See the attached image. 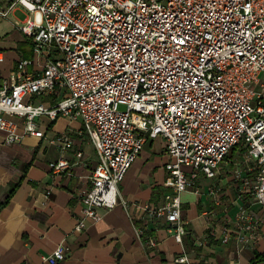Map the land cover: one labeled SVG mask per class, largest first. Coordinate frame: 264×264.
<instances>
[{
  "label": "built area",
  "instance_id": "1",
  "mask_svg": "<svg viewBox=\"0 0 264 264\" xmlns=\"http://www.w3.org/2000/svg\"><path fill=\"white\" fill-rule=\"evenodd\" d=\"M16 9L26 14L15 24L31 38L33 56L0 81V131L15 144L43 137L44 116L82 120L98 161L78 193L84 218L77 231L119 203L118 185L147 140L158 137L172 158L170 188L138 211L170 222L178 242L186 234L181 194H201L199 175L216 178L233 149V177L264 209V0H0V17ZM5 59L0 51V65ZM50 166L59 173L69 162ZM220 190L208 194L217 198ZM263 222L242 204L221 236L217 229L211 235L250 246ZM137 232L156 245L146 229ZM67 252L59 244L43 259L58 264ZM174 262L202 264L186 252Z\"/></svg>",
  "mask_w": 264,
  "mask_h": 264
},
{
  "label": "crops",
  "instance_id": "2",
  "mask_svg": "<svg viewBox=\"0 0 264 264\" xmlns=\"http://www.w3.org/2000/svg\"><path fill=\"white\" fill-rule=\"evenodd\" d=\"M18 12L26 17L21 9L0 17L4 22L0 39H6L10 49L8 54L0 48L6 57L0 66V81L9 76L19 59L33 56L30 37L15 24ZM47 101L53 103V96ZM40 122L44 136H26L20 143L7 144L6 133L0 131V264H50L43 257L59 244L68 252L58 264H175L174 258L183 252L192 262L202 264H251L256 254L261 255L258 264H264V222L260 236L250 246L235 239L223 243L211 235L217 229L220 237L225 220L233 223L242 204L250 206L257 217L264 215L261 205L243 194L232 175L234 161L239 158L237 150L228 155L216 178L199 175L201 194H181L186 230L182 243L169 233L170 222L151 221L138 211V206L157 204L170 188L166 164L171 159L165 142L153 149L155 139L147 140L144 147L149 144V152L141 153L118 185L119 203L110 210L101 209L103 217L97 223L84 219L85 227L77 231L78 221L84 218L78 193L90 183L97 150L79 118L60 116L52 121L44 116ZM19 129L22 131V125ZM78 152L83 153L82 158ZM155 152L160 156L150 161ZM60 159H66L69 167L52 172L50 163ZM215 185L221 189L217 198L208 194ZM138 227L152 231L155 246L145 244Z\"/></svg>",
  "mask_w": 264,
  "mask_h": 264
},
{
  "label": "rangeland",
  "instance_id": "3",
  "mask_svg": "<svg viewBox=\"0 0 264 264\" xmlns=\"http://www.w3.org/2000/svg\"><path fill=\"white\" fill-rule=\"evenodd\" d=\"M20 19H23L24 17H25V15H23L22 13H20V12H18L17 14H16ZM2 24H4V22L3 21H0V32H4L3 31V25ZM0 48H5V51H6V53H10V49H9V47L7 46V43H6V39H0ZM1 66V65H0ZM47 99L48 100H50V97H47ZM39 100H41V99H39ZM45 100H46V98H45ZM164 140H163V138L162 137H158L157 139H155V143H154V147H153V149L155 148H157V147H159V148H161V146H162V144H164ZM149 150H150V145L149 144H147V146H145V147H143V150L140 152V154L138 155V157L137 158H139L140 157V155H141V153H147V152H149ZM156 156H160L159 154H157L156 152L154 153V154H152V158H150V161H153L154 159H155V157ZM172 160V158H170L169 157V160ZM137 160V159H136ZM135 160V161H136ZM170 160V161H171ZM135 163V162H134ZM133 163V164H134ZM201 175V174H200Z\"/></svg>",
  "mask_w": 264,
  "mask_h": 264
},
{
  "label": "trees",
  "instance_id": "4",
  "mask_svg": "<svg viewBox=\"0 0 264 264\" xmlns=\"http://www.w3.org/2000/svg\"><path fill=\"white\" fill-rule=\"evenodd\" d=\"M30 41H31V43H32L31 38H30ZM31 55H32V54L27 55V57H31ZM234 151H235V149H233V150L231 151L230 155L233 154ZM13 192H14V188L11 190L10 195H11ZM148 234H152V231H149ZM144 240H146V236L144 237ZM260 257H261V255H257V254H256V256H255V258L252 260V263H251V264H258V263L260 262V259H259Z\"/></svg>",
  "mask_w": 264,
  "mask_h": 264
}]
</instances>
